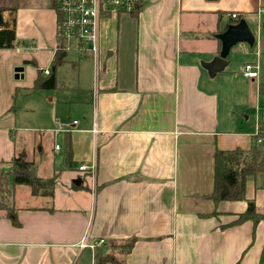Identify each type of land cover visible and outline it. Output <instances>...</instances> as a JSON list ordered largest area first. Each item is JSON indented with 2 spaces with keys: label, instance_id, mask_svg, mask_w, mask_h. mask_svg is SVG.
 Segmentation results:
<instances>
[{
  "label": "crops",
  "instance_id": "0c3cea01",
  "mask_svg": "<svg viewBox=\"0 0 264 264\" xmlns=\"http://www.w3.org/2000/svg\"><path fill=\"white\" fill-rule=\"evenodd\" d=\"M53 1L0 0L14 8L0 12L3 22L14 19L15 35L0 48V168L21 156L38 177L53 179L51 195L0 186L8 208L0 211V264H94L97 254L127 264H264V220L231 224L246 199L264 206V186L256 187L263 181L247 177L246 199L210 197L214 150H245L257 129L246 130L249 116L231 106L220 116L215 77L225 72L230 86L259 95L262 50L249 47L264 27V0H144L104 13L97 54L63 49L57 87L33 90L61 42ZM232 19L246 21L253 45H233V57L211 75L204 64L219 54L216 35ZM247 63L256 77L243 74ZM82 239L94 246L81 247Z\"/></svg>",
  "mask_w": 264,
  "mask_h": 264
},
{
  "label": "trees",
  "instance_id": "16d2710c",
  "mask_svg": "<svg viewBox=\"0 0 264 264\" xmlns=\"http://www.w3.org/2000/svg\"><path fill=\"white\" fill-rule=\"evenodd\" d=\"M56 8L55 1H53ZM12 10L14 8L0 7V11ZM239 20V19H238ZM238 20L232 19L231 23ZM264 26V22H262ZM14 19L11 23L3 22L0 25V48L11 47L14 41ZM58 49L55 53L54 60L48 67V72L43 77L41 70H37L33 90L37 89H54L57 87L55 71L57 66L63 61L60 55L63 52V42H58ZM82 54V53H81ZM27 63V61H25ZM259 93L264 94V85L261 83L258 86ZM20 101L14 98L11 105V110L14 111L19 107ZM256 132L251 136L250 145L247 149L239 148L232 150L215 149L213 152V190L210 197L218 202L220 200H242L246 199L245 181L247 177H261L264 186V154L262 143L264 142V120L257 121ZM260 140V141H259ZM11 181L13 184H24L30 187L31 193L34 195L43 194L51 195L53 187V179H42L35 173V164L33 161H28L24 157H14L11 166L8 168H0V186ZM224 187H227V192L222 195ZM8 209L6 205L0 201V211ZM10 216L12 212L8 213ZM245 220H251L253 226L264 220V211H259L253 199H247V205L243 212L238 214V217L233 223H240ZM12 221L17 223L15 217L12 216ZM135 242V238H130L121 241L118 245L121 253L128 252ZM264 251V248H263ZM106 261H111L114 264H127L123 260L118 259L114 254L105 256L96 255L94 264H103Z\"/></svg>",
  "mask_w": 264,
  "mask_h": 264
},
{
  "label": "built area",
  "instance_id": "2783aa9c",
  "mask_svg": "<svg viewBox=\"0 0 264 264\" xmlns=\"http://www.w3.org/2000/svg\"><path fill=\"white\" fill-rule=\"evenodd\" d=\"M144 0H55L58 9L57 35L63 42V49L80 48L94 53L98 52V24L101 16L109 12L114 15L119 11H132ZM235 17V14H232ZM48 70L45 69V73ZM243 74L247 77H256L257 71L253 65L247 63L243 67ZM76 123V121H73ZM60 129H67L63 123L59 124ZM260 141V140H259ZM84 168V166H80ZM100 239L95 244L103 243ZM80 246L93 247L84 239Z\"/></svg>",
  "mask_w": 264,
  "mask_h": 264
},
{
  "label": "rangeland",
  "instance_id": "374dc122",
  "mask_svg": "<svg viewBox=\"0 0 264 264\" xmlns=\"http://www.w3.org/2000/svg\"><path fill=\"white\" fill-rule=\"evenodd\" d=\"M256 32H257L256 33L257 42L252 47L250 46L249 49L252 48L253 51L259 49V43H260V48H261L260 50H262V63L259 69V80L264 85V27L260 28V30H257ZM239 45L241 44H237L235 47H238ZM233 47L234 46H232V51L229 53L228 58L233 57L234 54ZM69 56H71V54H69ZM233 59H234L233 64L240 65L242 62V57L239 54L236 55ZM230 66H228L226 69L228 70ZM60 73H63L64 75L68 76L69 70L65 67L62 71H60ZM228 75L229 74H226L225 72H218L215 77L219 85L218 87V93L220 99L219 114L221 117L225 118L226 109L231 106L232 112L235 115H238L239 117H245L246 115L249 116L248 119L244 120V123L246 130L253 132V130L255 129L256 122L260 120L261 121L264 120V94L259 93V95L254 98L253 97L254 95L252 94V92H250L251 89L248 88L247 84L242 83L241 86L239 87L237 83H234L238 86L236 88L234 85L230 86L229 82L233 83V81L230 80L231 78ZM22 110L23 109L21 108L19 111ZM37 133L39 132L37 131ZM262 150L264 154V142L262 143ZM56 154L57 157L59 158L63 156L62 151H59ZM259 179L260 181H263L261 177H259ZM6 187L7 185H5L3 189H6ZM246 205H247V199H246ZM259 208L262 212L264 211V206Z\"/></svg>",
  "mask_w": 264,
  "mask_h": 264
},
{
  "label": "water",
  "instance_id": "95a60500",
  "mask_svg": "<svg viewBox=\"0 0 264 264\" xmlns=\"http://www.w3.org/2000/svg\"><path fill=\"white\" fill-rule=\"evenodd\" d=\"M3 22V16L0 12V24ZM216 37L221 42L220 52L210 62L205 63L204 66L211 75L221 71L227 64L226 57L230 52V48L240 42H246L249 45H253L254 34L250 29L249 25L244 19H240L237 23L229 24L227 28L218 33ZM22 67H16V72H21ZM227 192V187H224L222 195Z\"/></svg>",
  "mask_w": 264,
  "mask_h": 264
}]
</instances>
